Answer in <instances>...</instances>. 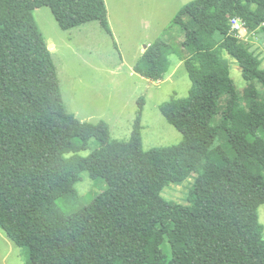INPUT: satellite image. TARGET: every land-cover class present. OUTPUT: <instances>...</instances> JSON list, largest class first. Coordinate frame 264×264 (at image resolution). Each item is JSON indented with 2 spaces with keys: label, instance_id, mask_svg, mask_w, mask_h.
<instances>
[{
  "label": "trees",
  "instance_id": "trees-1",
  "mask_svg": "<svg viewBox=\"0 0 264 264\" xmlns=\"http://www.w3.org/2000/svg\"><path fill=\"white\" fill-rule=\"evenodd\" d=\"M42 7L62 30L98 22L114 39L105 0H0V227L28 249L27 264H264V124L252 117L264 109V70L230 26L238 17L264 31V0H194L177 13L192 87L160 112L184 139L150 151L143 148L144 98L129 141L113 140L105 121L83 122L67 111L35 18ZM224 53L249 85L246 106ZM173 54V44L159 38L134 71L162 80ZM222 132L226 140L216 145ZM92 140L99 148L82 156ZM85 172L107 189L65 213L59 202L78 197ZM193 176L187 205L163 197Z\"/></svg>",
  "mask_w": 264,
  "mask_h": 264
},
{
  "label": "rangeland",
  "instance_id": "rangeland-1",
  "mask_svg": "<svg viewBox=\"0 0 264 264\" xmlns=\"http://www.w3.org/2000/svg\"><path fill=\"white\" fill-rule=\"evenodd\" d=\"M109 11V22L114 39L98 22L88 23L71 30H62L51 10L42 7L35 11V18L48 45L57 67L60 88L69 113L83 122L105 121L110 127L111 138L129 141L133 125L138 116L140 99H145L142 113L143 148L170 147L182 143L184 136L170 125L160 112V106L172 97L187 98L192 82L187 72L181 49L183 31L176 26L177 13L194 0H105ZM159 38H166L177 54L170 57V68L162 80L151 81L134 71L135 65L150 46ZM114 42H117L118 49ZM261 60L264 70V31L247 43ZM55 45V49L51 48ZM231 64V77L237 87L242 105L247 81L236 61L224 53ZM262 93V88L256 85ZM227 98L222 101L221 110L226 107ZM258 123L264 124V109L252 112ZM223 115H218L213 125H220ZM261 126V125H260ZM264 135V128L258 129ZM199 142L197 137L194 138ZM226 140L225 132L217 139L216 145ZM99 148L92 140L90 148L80 154L90 156ZM193 176L181 186L170 185L163 192L169 201L187 205L186 199L194 181ZM107 189V183L99 178L93 180L89 173L82 174V181L76 185L78 197L61 200L59 207L65 213H73L81 206L91 203ZM259 221L263 227L264 205L259 208ZM169 261L171 248L167 246ZM28 249L18 247L0 227V264H27Z\"/></svg>",
  "mask_w": 264,
  "mask_h": 264
},
{
  "label": "built area",
  "instance_id": "built-area-1",
  "mask_svg": "<svg viewBox=\"0 0 264 264\" xmlns=\"http://www.w3.org/2000/svg\"><path fill=\"white\" fill-rule=\"evenodd\" d=\"M231 33L239 40L248 43L251 38L256 37V33L247 28L246 23L238 17L230 19Z\"/></svg>",
  "mask_w": 264,
  "mask_h": 264
},
{
  "label": "water",
  "instance_id": "water-1",
  "mask_svg": "<svg viewBox=\"0 0 264 264\" xmlns=\"http://www.w3.org/2000/svg\"><path fill=\"white\" fill-rule=\"evenodd\" d=\"M147 48H148V46L145 47V49H147Z\"/></svg>",
  "mask_w": 264,
  "mask_h": 264
},
{
  "label": "bare ground",
  "instance_id": "bare-ground-1",
  "mask_svg": "<svg viewBox=\"0 0 264 264\" xmlns=\"http://www.w3.org/2000/svg\"><path fill=\"white\" fill-rule=\"evenodd\" d=\"M51 48H54V46H52Z\"/></svg>",
  "mask_w": 264,
  "mask_h": 264
},
{
  "label": "crops",
  "instance_id": "crops-1",
  "mask_svg": "<svg viewBox=\"0 0 264 264\" xmlns=\"http://www.w3.org/2000/svg\"><path fill=\"white\" fill-rule=\"evenodd\" d=\"M54 49H55V45H54Z\"/></svg>",
  "mask_w": 264,
  "mask_h": 264
}]
</instances>
